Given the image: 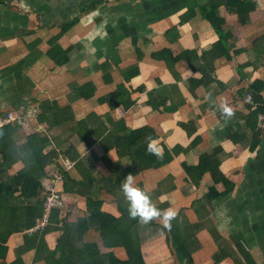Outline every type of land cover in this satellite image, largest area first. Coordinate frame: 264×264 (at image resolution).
Returning <instances> with one entry per match:
<instances>
[{"label":"crops","instance_id":"obj_1","mask_svg":"<svg viewBox=\"0 0 264 264\" xmlns=\"http://www.w3.org/2000/svg\"><path fill=\"white\" fill-rule=\"evenodd\" d=\"M250 1L242 23L225 0H0V114L24 117L0 128V264L56 263L66 229L72 263L85 245L125 261L86 195L120 219L127 175L177 212L174 242L160 219L133 227L145 264H186L172 243L193 264H264V0ZM61 155L63 206L35 229Z\"/></svg>","mask_w":264,"mask_h":264},{"label":"trees","instance_id":"obj_2","mask_svg":"<svg viewBox=\"0 0 264 264\" xmlns=\"http://www.w3.org/2000/svg\"><path fill=\"white\" fill-rule=\"evenodd\" d=\"M225 2L232 10H234V12L237 13L238 18L242 23L248 21V12L243 11V6L247 2L250 3V0H237L236 2L234 0H225ZM205 18L213 24V18L211 16L205 15ZM19 184H21V189L23 193H25V191L29 188L35 189L39 186V183L35 180H21ZM65 190L68 191L69 187L66 186ZM10 193H8L7 186H0V197L7 196ZM86 196L88 200L87 205L90 210L88 218H90L93 222H95V224L98 225V231L102 238V242L109 247H112L116 244H120L121 246H123L127 253V259L125 261H118L112 258L106 263L105 261L96 258V256L99 254V251L95 250L93 245L91 246V248L85 245L83 252H85L87 256H90V258L88 261H82V264H145L140 249L142 239H140L139 235L137 236L133 232V227L136 225V223H138V220L130 218L128 213L124 214L123 217H120L119 219L118 217H114L110 214L101 212L99 210L101 201L99 199H94L93 201V199L90 198L89 194H87ZM80 220V225L87 221L85 217ZM125 220L126 222H124ZM119 225H121V228H119ZM81 232L83 231H79L80 234ZM169 233L172 234V240L174 242L173 238L176 236V234L172 226L169 230ZM69 237L70 230L66 229L62 237L59 238L58 244L56 246V250L60 252V259L55 261L56 263L50 262V264H74L72 263L73 261L71 258L73 256V253L70 252V246L67 244V238ZM172 249L174 250L179 262L185 259L186 264H193L191 252L189 249L186 248L183 251L174 243H172ZM10 264L19 263L17 261H13Z\"/></svg>","mask_w":264,"mask_h":264},{"label":"clouds","instance_id":"obj_3","mask_svg":"<svg viewBox=\"0 0 264 264\" xmlns=\"http://www.w3.org/2000/svg\"><path fill=\"white\" fill-rule=\"evenodd\" d=\"M221 111L226 119L232 114L231 110L224 106H221ZM147 150L153 151L151 143L147 145ZM120 191L127 203V212L130 218L137 219L141 224H148L153 220L160 219L164 228L171 229V221L176 218L177 212L172 209L162 211L155 207L149 194L135 186L130 175L124 178V182L120 185Z\"/></svg>","mask_w":264,"mask_h":264},{"label":"built area","instance_id":"obj_4","mask_svg":"<svg viewBox=\"0 0 264 264\" xmlns=\"http://www.w3.org/2000/svg\"><path fill=\"white\" fill-rule=\"evenodd\" d=\"M246 100L248 102H252L251 95L246 96ZM24 117L17 114L14 111H6L3 114H0V128H2L7 123H22ZM58 153H61L59 149H57ZM60 165L61 169L54 168L50 176L45 179V181L41 185V193H42V201H43V213L40 219L35 224V229H43L48 223L50 219V213L55 208H61L63 206V198L57 189V185L63 182V172L68 171L73 167V162L67 157L61 155Z\"/></svg>","mask_w":264,"mask_h":264}]
</instances>
